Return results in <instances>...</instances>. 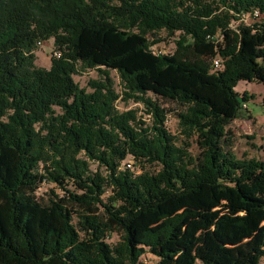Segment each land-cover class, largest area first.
I'll list each match as a JSON object with an SVG mask.
<instances>
[{"label": "trees", "instance_id": "16d2710c", "mask_svg": "<svg viewBox=\"0 0 264 264\" xmlns=\"http://www.w3.org/2000/svg\"><path fill=\"white\" fill-rule=\"evenodd\" d=\"M160 31L179 33L174 53L152 49ZM51 37L59 56L40 68ZM79 65L101 72L91 92ZM242 80L264 84V0H0V264H261L264 159L224 148ZM148 93L181 106L198 155ZM43 183L62 193L42 202Z\"/></svg>", "mask_w": 264, "mask_h": 264}, {"label": "rangeland", "instance_id": "374dc122", "mask_svg": "<svg viewBox=\"0 0 264 264\" xmlns=\"http://www.w3.org/2000/svg\"><path fill=\"white\" fill-rule=\"evenodd\" d=\"M255 16L246 15L244 17L245 23H250L256 20ZM233 22V25H236ZM179 33L174 36L168 35L165 31L156 32L155 34L149 35L151 41H159L152 46V49L156 53L172 54L177 48L176 41L178 40ZM54 46V37L48 40H44L38 45L36 54V65L40 68L50 69L52 65V59L58 57L56 55L57 51ZM78 73L74 75L75 81L78 85L85 89L87 92L92 91L91 83L96 80L101 79V72L98 69H84L80 65L78 66ZM110 75L113 78L114 86L117 91L122 90L121 79L115 70H110ZM236 91L239 93L240 97L247 93L250 96L248 102L244 106L245 109L242 111V115L232 121L227 127L228 131V141L226 142L224 148L226 151L233 153L238 159L243 158H254V159H264V84L257 81H240L236 87ZM147 96L152 97L156 100L162 107L168 111L166 126L169 131L176 136L178 140V145H183L188 141L191 144L189 151L193 156L198 155L200 152L198 144L196 142V137L193 136L187 139L181 131L179 125V120L176 116V112L181 109V106L169 99H164L148 93ZM117 108L120 111L125 110H137L138 116L142 117L147 123H152V117L148 114V109L141 102H136V100H119L117 102ZM133 160L129 157L127 161L123 163L127 167L132 168L137 173L142 172L141 167H135L133 165ZM92 171H100L103 169L98 166L97 163H91ZM149 172H155L159 170L158 165H147L146 168ZM52 190L56 193L61 194L59 189L55 188L52 183H43L37 190V197L42 202H47L48 198L52 196ZM108 193L106 194V196ZM106 199V198H105ZM120 233L114 232L108 238V242L115 244L120 239ZM142 261L148 264H157V257L150 253L142 256ZM261 264H264V258L261 260Z\"/></svg>", "mask_w": 264, "mask_h": 264}, {"label": "built area", "instance_id": "2783aa9c", "mask_svg": "<svg viewBox=\"0 0 264 264\" xmlns=\"http://www.w3.org/2000/svg\"><path fill=\"white\" fill-rule=\"evenodd\" d=\"M255 17L259 15V12L258 11H254V14H253ZM57 56H59V53L57 52L56 53ZM213 68L214 69H221L222 66H223V62L220 58H215L213 60V64H212ZM246 105V103L244 104V106Z\"/></svg>", "mask_w": 264, "mask_h": 264}]
</instances>
